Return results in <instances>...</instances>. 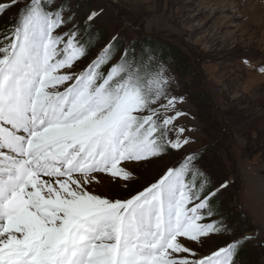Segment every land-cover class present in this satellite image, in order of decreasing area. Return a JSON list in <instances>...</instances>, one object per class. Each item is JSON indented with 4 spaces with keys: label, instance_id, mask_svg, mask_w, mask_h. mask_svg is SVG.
<instances>
[{
    "label": "snow or ice",
    "instance_id": "6c2138e0",
    "mask_svg": "<svg viewBox=\"0 0 264 264\" xmlns=\"http://www.w3.org/2000/svg\"><path fill=\"white\" fill-rule=\"evenodd\" d=\"M13 7L0 28V264H239L254 232L236 234L214 203L228 182L185 152L193 129L176 124L184 97L163 62L103 37L102 10L0 0V17ZM170 152L178 166L127 197L95 192ZM214 236L230 238L204 250Z\"/></svg>",
    "mask_w": 264,
    "mask_h": 264
},
{
    "label": "rangeland",
    "instance_id": "374dc122",
    "mask_svg": "<svg viewBox=\"0 0 264 264\" xmlns=\"http://www.w3.org/2000/svg\"><path fill=\"white\" fill-rule=\"evenodd\" d=\"M67 2L78 18L102 10L95 29L105 38L118 33L137 48L144 38L157 41L145 50L175 78L173 94L184 97L178 108L187 115L176 124L193 129L185 135L195 141L185 152L198 149L199 164L212 181L228 182L214 203L236 234L254 232L240 251L239 264H264V72L259 71L264 67V0ZM17 7L0 17V28L14 22ZM87 63L77 62L74 70ZM182 155L170 152L148 163L133 162L131 181L100 176L102 183L94 190L127 197L167 167L178 166ZM226 238L214 236L204 250Z\"/></svg>",
    "mask_w": 264,
    "mask_h": 264
},
{
    "label": "trees",
    "instance_id": "16d2710c",
    "mask_svg": "<svg viewBox=\"0 0 264 264\" xmlns=\"http://www.w3.org/2000/svg\"><path fill=\"white\" fill-rule=\"evenodd\" d=\"M42 1H45V0H42ZM140 42H141V44H140V47L139 48H144V49H150L152 47H155V44L157 43V41L155 39H147V38L142 39ZM162 46L165 47V45H162ZM162 46H161V44H158L157 47H159V49L161 47V49H162L163 48ZM167 49L169 51H171L170 48L167 47ZM215 205H216V207H218V204L217 203H215Z\"/></svg>",
    "mask_w": 264,
    "mask_h": 264
}]
</instances>
